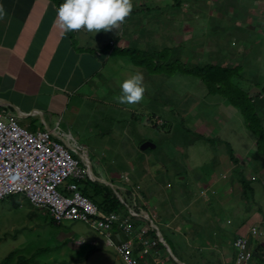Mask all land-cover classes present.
Returning <instances> with one entry per match:
<instances>
[{"label":"rangeland","instance_id":"1","mask_svg":"<svg viewBox=\"0 0 264 264\" xmlns=\"http://www.w3.org/2000/svg\"><path fill=\"white\" fill-rule=\"evenodd\" d=\"M211 1H208L210 6L202 8H198L201 5L198 2L191 7L185 1L183 7L174 9L170 19L165 20L164 38L168 33L169 46L180 47V52L177 50L174 55L182 56V62L188 66L243 63L244 73L254 82L249 90L260 92L264 87L262 0ZM213 16L221 21H208ZM252 19L259 21V29L252 28L250 33L244 30L243 34L240 29L230 30L232 24L246 25ZM245 33L247 36L243 37ZM155 82L151 81L145 91L151 97V106L144 107L161 115H155V119L158 122L157 119L163 118L165 127L155 129L148 124L145 116L150 113L143 114V106L136 105L129 113L124 105H105L97 114H88L85 106L81 117L84 129H73L81 134L82 141L78 142L84 149L76 144L75 149L90 158L91 169L98 178L111 182L104 168L109 169L110 174L113 170L125 174L129 172L132 151L139 152L143 141L156 144L153 150H146L155 160H160L153 165L152 176L147 177L150 179L148 191L162 197L149 206L148 212L162 218L157 224L174 256L184 264H232L235 248L227 232L234 229L246 232L248 222L259 221V210L264 214V154L257 153L256 138L245 127L239 111L221 96L208 93L197 77L174 74L167 80ZM157 85L165 88L160 91ZM143 102L146 101L143 99ZM262 118L264 123V115ZM182 123L207 139L213 138V142L194 138L190 143L174 145L185 140L180 129ZM96 126L99 129L95 132ZM219 140L231 144L237 163L229 160L227 149ZM88 146H94L95 152H87L85 147ZM70 152L84 162L78 154ZM121 163L124 166L119 167ZM162 163L165 165L161 166ZM237 168H243L254 187L247 203L240 196ZM121 180L123 184H132L130 178ZM111 183L127 207L126 203L131 201L126 198L121 184L115 179ZM138 186L141 188L140 184ZM136 189L139 192L140 189ZM10 198L0 201V260L11 251L14 253L11 262H14L18 255L29 257L36 249L44 248L33 264H127L116 257L112 245L103 246L104 236L87 223L66 220L60 226L44 224L40 213H31L33 208L23 195H13L12 198L19 200L15 207ZM168 229L175 234H170ZM76 237H85L84 244L73 245ZM92 239L97 240V248L87 254Z\"/></svg>","mask_w":264,"mask_h":264},{"label":"crops","instance_id":"2","mask_svg":"<svg viewBox=\"0 0 264 264\" xmlns=\"http://www.w3.org/2000/svg\"><path fill=\"white\" fill-rule=\"evenodd\" d=\"M61 3L63 0H0L7 13L6 17L0 20V111L13 116L29 131L48 130L52 137L71 146L85 162L89 160L91 164L90 158L75 149V144L81 149H84V146L78 142L82 141L81 134L73 131L74 128L85 127L81 119L86 110L85 106L88 114L99 113L105 105L121 106L115 99L121 91L119 85L124 78L137 71L144 74L146 89H149L153 79L162 82L159 76L146 73L144 67L140 69L131 64L129 58L119 54L118 50L128 46L141 50H161L169 46L167 32L164 38L165 20H169L174 9L179 6L177 7L175 0H132L133 10L118 29L101 30L93 36L84 30L67 34L61 32L54 23L56 9ZM110 41L114 44L111 45ZM144 100L146 102L142 100L141 105H124V108L131 113L136 109V105L151 106V97L146 93ZM142 111L143 114L149 112L161 116L149 107H144ZM95 128L96 132L99 128ZM119 137L121 138V134ZM88 147H85L87 152H95L94 146ZM153 149H140L139 145V152L132 151L129 172H116L114 179L121 184L126 198L131 201L130 204L126 203L127 208L135 212V208L140 206L135 216L144 221L134 220L138 224L135 230L147 228L148 233L149 228L154 227L153 222L157 226V230L153 228L156 234L162 238L161 242L166 243L157 224L162 222V218L159 219V214L155 217L154 213L148 212L149 206L162 197L148 191L150 179L147 177L152 176L153 165L160 161L146 152ZM118 166L124 165L121 163ZM159 168L165 170L163 167ZM104 170L109 173V169ZM108 176L111 178L110 173ZM124 177L130 178L132 184H123L121 179ZM126 185L132 189L131 194L127 193ZM136 188L140 189L139 192ZM152 198L154 199L150 202ZM40 213L44 214L41 211ZM163 225H167V219ZM113 231V241L122 237L118 226L114 227ZM169 233L175 234L171 231ZM96 241L92 239L87 254L90 250H96ZM104 241L105 236L103 246L109 247ZM72 242L73 245L80 246ZM163 242L164 249L154 250L149 246L144 251L138 240L139 245L134 244V251L143 254L141 263L173 264L174 259L169 256L171 248L167 243L166 247ZM171 252L173 253L172 250ZM116 257L119 258L118 255Z\"/></svg>","mask_w":264,"mask_h":264},{"label":"built area","instance_id":"3","mask_svg":"<svg viewBox=\"0 0 264 264\" xmlns=\"http://www.w3.org/2000/svg\"><path fill=\"white\" fill-rule=\"evenodd\" d=\"M87 175L80 159L71 155L67 145L53 138L48 130L29 131L13 116L0 111V200L10 193H21L32 206L48 212L57 223L83 221L102 231L105 244L112 245L127 264H141L143 254L135 253L134 240H139L144 251L156 241L143 235L147 228L134 230L131 210L123 217L117 212L105 213L84 196L79 184ZM261 220L251 223L245 234H237L232 241L235 248L232 264H253L255 241L264 240ZM116 226L122 237L113 241ZM84 240L76 238L74 242L82 244Z\"/></svg>","mask_w":264,"mask_h":264},{"label":"trees","instance_id":"4","mask_svg":"<svg viewBox=\"0 0 264 264\" xmlns=\"http://www.w3.org/2000/svg\"><path fill=\"white\" fill-rule=\"evenodd\" d=\"M175 1L177 7L179 6V8L183 7L182 4L185 1L188 2L191 7L195 5V3L197 2L201 4L200 7L198 8H202L201 6H210L208 2L209 0H175ZM212 2L213 0L211 1V3ZM261 2L264 4V0H262ZM261 12H263L264 14V10ZM211 18L209 17V19L211 20L208 21H214V20L221 21L218 19V17L215 18V16ZM218 26L219 25H217L216 29H218ZM231 27L232 28L230 30H232V32H237L236 29H240L242 31L241 33L243 34L245 32L244 30L250 33L251 32L250 29L252 28L259 29L260 23L258 20L252 19V21L246 25L232 24ZM262 32H264V29ZM245 36H247L246 33L243 37ZM113 44L114 42L112 41L111 45ZM226 47L227 46H225V48ZM225 48H223V50H225ZM228 49L230 50L229 45H228ZM177 50H179L180 52V47L166 46L161 50H150V49L141 50L134 46L132 47L128 46L127 48L119 49L118 51L120 52L118 53L127 56L131 64H133L134 66H137L140 69L141 67H144V69H146L145 71L146 73L159 76L160 78H162L161 81L170 78L174 74L175 75L188 74L197 77L200 83H202L206 87L208 93L221 96L227 103H229L231 106H233L239 111V113L243 118L245 127L256 138L255 145L257 148V153H259V155H263L264 154V123L262 116L264 115V87L260 92L255 90L254 91L249 90L250 87H253L254 82L249 78V76L246 73H244L243 63L238 62L236 64H228V65H221L220 63H206V64L196 63L188 66L182 62L183 61L181 59L182 56L178 57L174 55L177 54L174 53ZM154 81L155 80L153 79V82ZM156 88L157 89L159 88L161 91L165 87L163 85L161 87L157 85ZM261 112H263V114H261ZM145 117L147 123L152 125L155 129H161L162 127L166 126L164 121H162L161 124H156L155 114L150 113L148 114V116L146 115ZM180 129H182V132L184 134L183 138H185V140L184 142L182 141L180 143H175L174 145L179 146L180 144L183 145L186 143H190L194 140V138L205 139L207 140V142L210 143L213 142V138L207 139L204 135L198 132H194L190 128H186L183 125V123L181 124ZM218 142H220V144H222L227 149V152L230 156L229 160L233 161V163H237L238 159L236 158V156H234V151L231 147V144L224 140H219ZM237 169L239 170L238 171L239 181L241 185L240 196L242 200H244L247 203L254 193V187L252 185V181L249 180L244 174L243 168H237ZM116 174L117 173L115 172V170L111 172V182H113V179L114 177H116ZM79 186H80L79 187L80 192L84 196L88 197L94 204H96L98 209H100L101 211L105 213L117 212L121 217L128 215L127 207H125L123 202H121L118 199V197L114 194V192L110 189L109 186L102 184L90 177H87L86 180L80 182ZM125 187L127 189L126 190L127 193L131 194L132 189L128 185H126ZM60 190L65 193V191H63L62 189ZM15 194H21V193H10L5 197H3L0 201L6 199L7 197L12 198L13 195ZM23 196L29 202L27 197L25 195ZM10 202L14 207L19 204L18 203L19 200L18 199L16 200L14 198H12ZM124 202L126 203L125 200ZM32 208H33V210L31 211L32 214H36V212L40 213L39 209L33 206ZM135 209H136L134 210L135 212H137V210L139 211L140 206ZM261 211L262 210H259V215L257 216V218H262ZM39 216L43 218L44 224L48 223L51 226L61 225L58 224L56 221H54L53 218L48 215V213H44V214L40 213ZM132 218H133L132 225L135 230V227L138 226V224L135 223L134 220L140 219L141 221H144V219H142L141 217L137 219L138 217L136 216L135 217L133 216ZM239 224L240 225L243 224V221L240 222ZM219 232L225 233L226 230L219 229ZM227 233L230 234L233 241L237 234H242L243 232L239 231V233H237L235 232L234 229L228 231ZM143 235L148 239L154 238V240L156 241V245L153 246L154 250L164 249L161 239L159 238V236L156 234L155 230L152 227L149 228L148 233L146 232ZM164 240L166 241L165 237ZM137 242L138 240L135 239L134 244L138 246L139 243ZM166 243L168 244L167 241ZM139 247L142 248V246ZM44 250H45L44 248L36 249L34 253H32L29 257L18 255L14 262H11V259L14 256L13 251H11L0 260V264H33L36 260V256L39 253L43 252ZM253 260L255 262L254 264H264V240L261 243H259L257 247H254ZM173 264H177V263L173 262Z\"/></svg>","mask_w":264,"mask_h":264},{"label":"clouds","instance_id":"5","mask_svg":"<svg viewBox=\"0 0 264 264\" xmlns=\"http://www.w3.org/2000/svg\"><path fill=\"white\" fill-rule=\"evenodd\" d=\"M132 10V0H63V3H61L56 9V17L54 23H56V25L63 34H67L73 31L84 30L94 36L97 32L101 30L110 31L112 29H118L120 25L125 22L126 18L131 14ZM6 15V10L4 9L3 5L0 4V20H3ZM119 87L121 90L120 94L115 98L119 104H139L144 99V93L146 91L143 73L139 71L134 72L132 75L124 79L120 83ZM159 120L160 121H158L157 119L158 122H156V124L162 123L163 119L160 118ZM74 153L78 154L76 151ZM80 161L85 165L87 169V177L91 178L90 172L87 168V162H85L84 160V162H82L81 159ZM127 209L131 210L129 208ZM39 210L43 213H48L45 210ZM135 215L136 213L134 214V216ZM263 215L264 214L262 213V218H259V221L263 219ZM253 222L255 221L248 222L247 228ZM58 224H62V222ZM246 232H243L242 234H245ZM237 233H239V231ZM255 242V247L258 246V242L261 243L260 240L258 242Z\"/></svg>","mask_w":264,"mask_h":264},{"label":"water","instance_id":"6","mask_svg":"<svg viewBox=\"0 0 264 264\" xmlns=\"http://www.w3.org/2000/svg\"><path fill=\"white\" fill-rule=\"evenodd\" d=\"M67 147H68L71 151L75 152V150H74L71 146L67 145ZM154 147H155V144L152 143V142H150V141H144V142H142V143L140 144V149H146V148H151V149H153ZM86 162H87V168H88V171L90 172V176H91V178H92V179H95V180H97V181H99V182H102V183H104V184H107L108 186H110V187L112 188L113 192L115 193V195L118 197V199H119L121 202H123V199H122L121 195H120V194L117 192V190L113 187L112 183H111L110 181H108V180L98 178V177L93 173V171H92V169H91V164H90L89 160H86ZM133 213H134V212H133ZM134 214H135V213H134ZM148 220H149V219H148ZM152 224H153V226H154V227L156 228V230H157V226H156L153 222H152ZM161 239H162V238H161ZM162 242H163V241H162ZM163 243H164V242H163ZM164 244L166 245V247H168L166 243H164ZM169 249H170V248H169ZM169 252H170V254L172 255V257L174 258V260H175L176 263H178V264H184V263H182L181 261H179L177 258L174 257V255H173V253L171 252V250H169Z\"/></svg>","mask_w":264,"mask_h":264}]
</instances>
